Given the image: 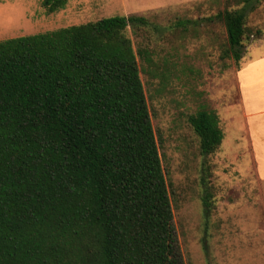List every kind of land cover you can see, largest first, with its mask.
<instances>
[{"label":"trees","instance_id":"16d2710c","mask_svg":"<svg viewBox=\"0 0 264 264\" xmlns=\"http://www.w3.org/2000/svg\"><path fill=\"white\" fill-rule=\"evenodd\" d=\"M66 3L41 7L53 14ZM259 4L232 0L202 19L223 26V58L240 62ZM147 29L160 30L144 16H111L0 40V264H184L137 63L150 64L151 52L128 36ZM187 122L207 221V157L223 133L205 108ZM202 245L207 254L205 236Z\"/></svg>","mask_w":264,"mask_h":264},{"label":"rangeland","instance_id":"374dc122","mask_svg":"<svg viewBox=\"0 0 264 264\" xmlns=\"http://www.w3.org/2000/svg\"><path fill=\"white\" fill-rule=\"evenodd\" d=\"M66 1L63 10L45 14L41 0H0V40L111 16L139 15L157 25L160 32L128 36L135 50L151 52L150 64L139 57L137 63L184 264H264V179L248 141L236 78L238 68L264 54V0L246 19L249 32L238 64L222 56L223 26L202 21L230 8L232 0ZM180 20L200 22L183 29L176 26ZM200 108L216 113L223 133L220 147L207 157L213 201L207 221L200 201L203 158L187 122Z\"/></svg>","mask_w":264,"mask_h":264},{"label":"crops","instance_id":"0c3cea01","mask_svg":"<svg viewBox=\"0 0 264 264\" xmlns=\"http://www.w3.org/2000/svg\"><path fill=\"white\" fill-rule=\"evenodd\" d=\"M248 141L257 173L264 179V54L247 61L236 74Z\"/></svg>","mask_w":264,"mask_h":264}]
</instances>
